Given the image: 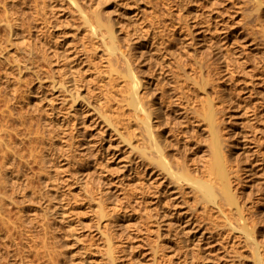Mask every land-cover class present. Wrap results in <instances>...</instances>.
I'll return each instance as SVG.
<instances>
[{
	"label": "rangeland",
	"instance_id": "obj_1",
	"mask_svg": "<svg viewBox=\"0 0 264 264\" xmlns=\"http://www.w3.org/2000/svg\"><path fill=\"white\" fill-rule=\"evenodd\" d=\"M86 1L110 15L119 34H128L130 43L137 46L133 45L135 53L149 51L156 42L173 67L181 60L189 71L201 59L207 89H213L211 93L225 108L227 129L237 131L236 136L253 130L264 150V37L254 36L258 33L251 0ZM4 2L11 16L20 19V24L12 20L17 33L13 38L19 42L24 36L39 56L30 59L27 68L19 62L25 53L16 49L18 45L7 42L0 50L2 59L6 55L2 67L21 66L8 87L0 82V121L5 123L0 133L9 142L10 154V167L1 173L29 177L28 183L21 180L19 188L0 185V194L6 198L0 215V263L43 264L49 253L48 264H111L106 253L109 239L117 264H251L248 246L227 234L217 236L220 219L207 221L199 204L193 206L189 192L175 194L168 204L149 201L153 190L143 184L138 153L116 134L110 135L100 117L105 102L113 97L97 79L102 63L99 53L93 58L87 52L84 58L82 48L89 49L90 42L73 8L65 0H1L0 5ZM8 30L0 21L1 43H6ZM74 50L83 59L70 64L79 71L81 95L93 105L76 114L72 108H61L58 92L48 86L52 78L61 76L59 59L53 56L48 63L40 55L61 51L72 61L77 57ZM37 66L46 70L41 72L40 86L33 73ZM12 90H17L15 97ZM19 117L24 121L21 129ZM60 122L63 126L56 124ZM189 133L179 135L180 142L185 136L188 140ZM180 142V154H184L187 146ZM193 151L186 150L188 158L196 156ZM99 204L105 217H100ZM253 205L254 219L264 230V199ZM164 209L170 212L163 215ZM202 232L211 241L208 249L207 238L200 239Z\"/></svg>",
	"mask_w": 264,
	"mask_h": 264
},
{
	"label": "bare ground",
	"instance_id": "obj_2",
	"mask_svg": "<svg viewBox=\"0 0 264 264\" xmlns=\"http://www.w3.org/2000/svg\"><path fill=\"white\" fill-rule=\"evenodd\" d=\"M65 1L85 25L87 33L85 35L90 45L89 49L86 48L87 45H84L85 49L82 48L86 52L84 58L88 55L87 52L91 53L93 58H96L99 53L98 58L102 60L97 79L101 82L102 88H109L108 91L111 92L109 97L113 99L105 100V109L100 112V117L106 129H109L110 135L116 134L121 141L129 145L130 149L138 153L137 165L141 167L143 184L149 185L146 187L153 190V197L149 201H153L155 205H161V202L168 204L169 199L176 198L175 194L189 192L193 206L199 204L207 221L213 218L220 219L215 230L217 236L227 234L231 239L247 245L250 250L251 264H264V236H262L264 230L258 225L259 220L254 219L253 210H251V206H254L256 201L264 199V150L259 147L258 137L256 138V135L252 133L253 130H247L240 136H236L237 131L228 130L224 118L225 108L219 105L217 96L211 93L213 87L211 92L207 89L208 78L203 72L202 60H197L196 65L189 71L190 69L182 66L181 60L178 59L179 63L174 68L172 59L166 58L162 45L156 42H153L154 45L152 43L153 52H150L151 49L149 51L142 49L139 51L140 54L137 53L138 50L136 54L133 44L135 42L130 43L131 38L129 39L127 33L119 34L120 31L114 26L115 22L110 15L103 14L99 7L92 5L93 3L89 4L91 2L86 0ZM251 2L253 21L256 22V24L254 22L255 32L258 33L254 36H261L262 40L264 0H251ZM5 4L4 2L0 5L3 9L0 21L4 28L9 29V33L8 38L5 39L6 43L0 42V50L8 45L7 42L18 45L16 49L25 53L24 56L21 55L19 62L24 64V67L30 68L28 61L39 56V52L32 42L25 40L24 36L19 42L13 38L17 33L14 30L15 22L12 20L18 22L20 19L18 20L17 16H11L9 7ZM18 23L20 24V21ZM143 43L139 44L140 48H143ZM8 52H6L7 55ZM43 54L40 55L48 63L55 56L56 60L59 59V65L61 64L60 78L57 80L52 78L48 83L51 89L58 92L61 108H72L74 114L82 111L84 113L86 110L83 108H92L93 105L81 95L79 71L71 66L74 61L78 62L83 58L76 54L77 57L74 59L70 57L72 59L70 61L67 59L69 54L61 51L59 53L54 51L51 55ZM5 56L3 59L6 58ZM3 59L0 57V82L8 87L15 69L21 72V66L16 64L2 67ZM40 69L41 67L33 68V73H36L39 78V86L42 85L41 72H46ZM15 91L17 90H12L13 97L16 96ZM7 102L8 99H5L4 105L8 106ZM176 106L180 107L176 108ZM248 119L252 121V118ZM4 124L0 121V127ZM56 124L63 126L62 122ZM23 125V118L19 117V128ZM47 131L52 130L48 127ZM183 133H189L191 136L188 135V140L185 136L180 142L179 135ZM6 135H8L7 132ZM100 136L103 140V135ZM192 136L197 139L192 141ZM179 142L187 146L189 150H194L192 153H197L196 156L193 159L188 158L187 147L186 150L184 149L185 153L180 154ZM7 146L9 142L0 133V173L2 169L10 167L7 161L10 155L6 150ZM239 146H241L240 151ZM159 178L162 180L159 181ZM0 179V185H12L18 188L29 181V177L18 174L10 177L1 173ZM4 199H6L4 194H0V215L3 212ZM99 207L100 217H105L106 213L102 205L99 204ZM165 211L167 214L170 212L169 209H164L161 211L163 215H166ZM21 229L24 232L27 231L25 228ZM209 233L211 235L212 232ZM201 236V240L207 238L204 242L208 249L209 244L211 245L209 236H205L203 232ZM8 242H12V238ZM107 242L106 253L110 263L117 264L110 240L107 239ZM42 246L44 248L47 244L43 243ZM199 247L202 246L195 249L199 251ZM47 255L49 257L43 261V264L52 261V255L49 253Z\"/></svg>",
	"mask_w": 264,
	"mask_h": 264
}]
</instances>
